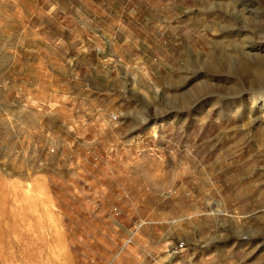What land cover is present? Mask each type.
Masks as SVG:
<instances>
[{
  "label": "rangeland",
  "instance_id": "374dc122",
  "mask_svg": "<svg viewBox=\"0 0 264 264\" xmlns=\"http://www.w3.org/2000/svg\"><path fill=\"white\" fill-rule=\"evenodd\" d=\"M42 1L14 0L9 12L0 0V24L14 22V50L23 24L33 14L42 17ZM235 1L105 0L101 9L82 11L83 19L92 13L94 28L110 35L88 41L91 67L80 78L92 91L78 89L76 102H65L69 106L43 102L35 108L15 100L4 83L13 49L0 42V264H80L81 254L100 249L102 232L122 215L113 196L102 191L117 192L114 181L107 183L116 179L118 163L127 161L120 148H148L155 140L190 146L182 135L207 121L218 122L220 132L210 141L211 130L201 135L200 146L228 148L227 157L238 165L221 166L222 200L209 199L205 215L215 217L219 237L230 241L238 264H264V111L216 96L217 80L227 83L229 76L211 68L217 50L224 47L236 66L240 57L231 45L242 38L257 42L234 21L233 12L246 14L244 0ZM256 7L263 13L264 0ZM121 32L133 41L128 48ZM79 43L77 48L85 40ZM259 52L264 54V45ZM51 57L53 85L60 89L59 74L66 69L59 55ZM21 70L49 85V76L39 74L49 71L42 63L23 59ZM234 148L242 150L232 157ZM142 157L148 169L151 156ZM156 205L174 215L171 202Z\"/></svg>",
  "mask_w": 264,
  "mask_h": 264
},
{
  "label": "crops",
  "instance_id": "0c3cea01",
  "mask_svg": "<svg viewBox=\"0 0 264 264\" xmlns=\"http://www.w3.org/2000/svg\"><path fill=\"white\" fill-rule=\"evenodd\" d=\"M13 2L5 0L4 7L9 12H13ZM100 5H105V0H76L65 5L55 0H43L37 7L42 17L33 19V14L23 24L17 32L15 50L12 47L15 38L13 20L0 24V42L13 49L5 70L7 78L4 83L15 100H22L35 108L44 106L46 103L43 102H61L56 105L63 107L69 106L65 102H76L77 91H92V87L80 78L81 72L85 73L91 67L89 65L88 68L85 59L91 52L87 48L90 46L88 41L93 42L94 36L104 38L110 34L95 29L93 14L90 13L91 19L86 20L82 18V11L88 13V9L100 8ZM202 6L199 9L206 7ZM80 38L85 40V44L77 48ZM118 38L125 48L133 42L130 36L124 38L122 32ZM72 43L75 46L69 45ZM54 54L59 55L60 64L66 69L59 74L62 78L60 89L53 85L54 80L57 81L51 57ZM23 59L29 60L31 64L35 61L42 63L49 68V71H39L40 75L49 76V85L41 83L33 73L21 70ZM0 83L3 85V80L0 79ZM217 123L207 121L200 127L193 124L182 135L190 141V146L170 145L155 140L157 145L148 148H120L127 161L118 163V174L112 176L116 179L108 176L107 183L110 186V181H114L117 192L112 194L110 190L102 191L113 196L110 200L119 204L122 215L117 218L116 225L102 232L100 249L81 254L80 264H238L237 252L230 241H222L219 237V223L215 217L207 216L204 212L209 199L216 202L222 200L223 163L226 167L238 165L237 161L227 157L231 153L230 149L218 145L200 146L201 135L211 130V134H206L210 141L220 132L214 128ZM162 129L159 130L167 132ZM159 130L155 128L153 131ZM150 135L155 137V134ZM166 141L171 143L170 140ZM241 150L234 148L232 157ZM144 155L151 156L147 159L151 162L148 169L142 163ZM225 187L228 191L231 189L228 184ZM170 202L174 207V215L171 216L156 205ZM144 203H149V206L146 207ZM114 214L117 215V212ZM179 241L185 243V250L173 256L170 251Z\"/></svg>",
  "mask_w": 264,
  "mask_h": 264
},
{
  "label": "bare ground",
  "instance_id": "6f19581e",
  "mask_svg": "<svg viewBox=\"0 0 264 264\" xmlns=\"http://www.w3.org/2000/svg\"><path fill=\"white\" fill-rule=\"evenodd\" d=\"M244 3L246 14L240 10L233 12L232 17L235 22L244 24V29H249L257 42L242 38L235 45H231L233 52L240 57V62L236 66L233 59L223 53L224 47L215 52L217 61L215 60L212 65V71L225 73L229 77L227 83L221 79L217 80L220 85L218 84L219 86L217 85L218 87L214 91L220 98H226L233 102H250L258 110L264 111V54L259 52L264 45V12H260L256 7L257 0H244ZM208 11L215 12V8L211 7ZM253 50H257L258 53H250ZM256 58L258 59L256 60ZM260 119L264 121V117H260Z\"/></svg>",
  "mask_w": 264,
  "mask_h": 264
},
{
  "label": "built area",
  "instance_id": "2783aa9c",
  "mask_svg": "<svg viewBox=\"0 0 264 264\" xmlns=\"http://www.w3.org/2000/svg\"><path fill=\"white\" fill-rule=\"evenodd\" d=\"M185 243L184 242H178L170 251V254L173 256H177L181 254L185 250Z\"/></svg>",
  "mask_w": 264,
  "mask_h": 264
}]
</instances>
